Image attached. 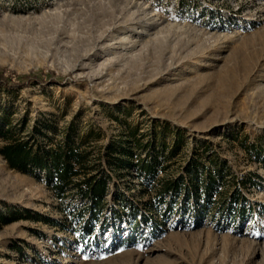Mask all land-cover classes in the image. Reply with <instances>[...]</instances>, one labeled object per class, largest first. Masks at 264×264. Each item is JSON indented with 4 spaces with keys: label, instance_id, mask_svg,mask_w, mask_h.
<instances>
[{
    "label": "rangeland",
    "instance_id": "1",
    "mask_svg": "<svg viewBox=\"0 0 264 264\" xmlns=\"http://www.w3.org/2000/svg\"><path fill=\"white\" fill-rule=\"evenodd\" d=\"M17 144L0 264H264V0H0Z\"/></svg>",
    "mask_w": 264,
    "mask_h": 264
},
{
    "label": "trees",
    "instance_id": "2",
    "mask_svg": "<svg viewBox=\"0 0 264 264\" xmlns=\"http://www.w3.org/2000/svg\"><path fill=\"white\" fill-rule=\"evenodd\" d=\"M24 81L22 80L18 87L24 86ZM0 154L4 157V159L9 163L11 168L19 170L21 172L26 171V167L31 164L38 168H43V163L37 157L30 158L29 153L25 150V147L21 144L13 145V146H6L1 151ZM52 164L57 170V179L59 183V189L61 186L67 183L69 179V174L71 172L72 167L69 165H65V163H61L58 156H52L51 158ZM102 187V185H101ZM103 192V187H102Z\"/></svg>",
    "mask_w": 264,
    "mask_h": 264
}]
</instances>
